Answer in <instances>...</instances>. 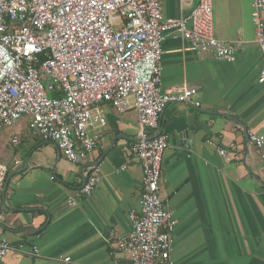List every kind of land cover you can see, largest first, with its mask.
I'll return each mask as SVG.
<instances>
[{
  "label": "crops",
  "instance_id": "1",
  "mask_svg": "<svg viewBox=\"0 0 264 264\" xmlns=\"http://www.w3.org/2000/svg\"><path fill=\"white\" fill-rule=\"evenodd\" d=\"M198 2L184 0L183 13ZM252 3L227 0V17L213 18L218 39L241 42L232 62L197 55L179 38L162 44L160 92L185 84L200 101L168 104L159 122L168 136L160 192L176 220L170 264H264V161L245 138L264 125ZM180 6L176 1L164 16L178 17ZM100 110L106 123L91 132L98 143L80 163L34 134L27 118L10 128L0 124V161L7 165L0 235L14 248L0 264L128 263L112 244L130 232L129 212L139 206L143 166L131 154L138 118L134 108L119 113L107 102ZM95 172L98 185L80 195Z\"/></svg>",
  "mask_w": 264,
  "mask_h": 264
},
{
  "label": "built area",
  "instance_id": "2",
  "mask_svg": "<svg viewBox=\"0 0 264 264\" xmlns=\"http://www.w3.org/2000/svg\"><path fill=\"white\" fill-rule=\"evenodd\" d=\"M165 1L0 0L2 126L12 127L25 117L34 134L52 142L67 160L80 163L98 143L91 132L106 123L101 103L119 113L136 110L139 139L131 154L143 166L139 206L129 212L130 232L112 244L125 254L127 264H170L176 220L160 196L168 136L154 133L168 104L200 106L195 87L183 84L179 91L160 92L163 42L179 38L197 55L210 52L229 62L241 44L215 36L212 0H199L187 13L181 0L176 18L164 16ZM252 7L262 60L258 80L263 83L264 0H253ZM248 141L264 161V125L261 132L248 134ZM219 152L226 154L223 148ZM6 177L7 165L0 161V187ZM99 181L97 172L92 173L80 195L89 196ZM13 250L0 235V258Z\"/></svg>",
  "mask_w": 264,
  "mask_h": 264
},
{
  "label": "rangeland",
  "instance_id": "3",
  "mask_svg": "<svg viewBox=\"0 0 264 264\" xmlns=\"http://www.w3.org/2000/svg\"><path fill=\"white\" fill-rule=\"evenodd\" d=\"M176 1L178 2V0H168V1H166L164 3L165 8H164V5H163L162 12L165 13V10H166V12L168 11V13L169 12L171 13L172 9H173V5H174V3ZM212 4H213V18L214 19L217 18V15L220 18H223V19L227 17V0H212ZM247 13H248V10H246L244 12V16H246ZM22 118H25V117H22ZM6 128H10V127H6ZM160 196L162 198L161 192H160Z\"/></svg>",
  "mask_w": 264,
  "mask_h": 264
},
{
  "label": "water",
  "instance_id": "4",
  "mask_svg": "<svg viewBox=\"0 0 264 264\" xmlns=\"http://www.w3.org/2000/svg\"><path fill=\"white\" fill-rule=\"evenodd\" d=\"M161 134V128L160 126L158 127L157 131L155 132V135ZM151 138V137H149ZM245 138L248 139V134L245 132ZM7 181V180H6ZM163 203L166 205L165 201L163 200Z\"/></svg>",
  "mask_w": 264,
  "mask_h": 264
}]
</instances>
